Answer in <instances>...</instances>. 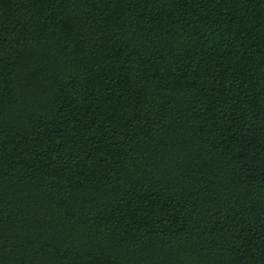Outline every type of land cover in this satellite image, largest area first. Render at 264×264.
Instances as JSON below:
<instances>
[{
	"label": "trees",
	"instance_id": "1",
	"mask_svg": "<svg viewBox=\"0 0 264 264\" xmlns=\"http://www.w3.org/2000/svg\"><path fill=\"white\" fill-rule=\"evenodd\" d=\"M0 264H264V0H0Z\"/></svg>",
	"mask_w": 264,
	"mask_h": 264
}]
</instances>
